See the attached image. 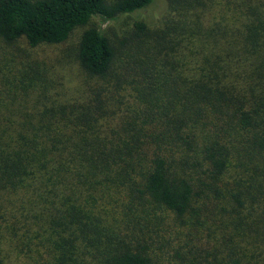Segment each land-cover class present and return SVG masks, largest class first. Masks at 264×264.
I'll list each match as a JSON object with an SVG mask.
<instances>
[{
	"label": "trees",
	"instance_id": "1",
	"mask_svg": "<svg viewBox=\"0 0 264 264\" xmlns=\"http://www.w3.org/2000/svg\"><path fill=\"white\" fill-rule=\"evenodd\" d=\"M165 1L116 48L92 21L154 0H0V264L5 243L29 264H242L236 223H264V0ZM78 28L69 95L34 56Z\"/></svg>",
	"mask_w": 264,
	"mask_h": 264
},
{
	"label": "rangeland",
	"instance_id": "2",
	"mask_svg": "<svg viewBox=\"0 0 264 264\" xmlns=\"http://www.w3.org/2000/svg\"><path fill=\"white\" fill-rule=\"evenodd\" d=\"M167 15V3L165 0H154V3L140 13L136 18L134 16H127L121 18L114 23H100L98 20H93L92 25L100 27L105 34L110 38L111 42L117 48L118 39L128 40L131 38L130 29L132 28L135 19H140L148 23V25L158 24V20ZM174 19L177 17L174 15ZM85 28H78L73 31L68 41L65 44L56 47H42L35 50V58L42 62L43 68L48 72L49 78L52 80V87L63 90V93L72 95L79 88L78 84L81 81L82 71L77 61V43L78 39ZM127 32V33H126ZM133 49L131 43H126L122 50ZM33 54V53H32ZM132 58L130 59V61ZM117 62V60H116ZM124 59L120 61L123 65ZM117 68V64L116 67ZM263 194L257 197V205L261 197H264V185ZM221 204L219 201L213 199L208 206L211 208V213L214 212V206ZM240 217H243L242 215ZM264 221V219H263ZM246 222V221H241ZM225 224V217L223 213L215 215L210 224ZM237 224V230H235V236L232 238L235 242L242 245L241 252L244 251V257L242 264H264V223L261 227V232L258 234H250L246 227H241ZM229 228V227H227ZM234 228V226H232ZM230 230V229H229ZM229 238V237H228ZM225 238V239H228ZM220 240V239H219ZM217 243V242H216ZM240 252V254H241ZM224 252L220 257L226 258ZM2 264H29L23 254H20L9 244H4L3 248V263Z\"/></svg>",
	"mask_w": 264,
	"mask_h": 264
}]
</instances>
